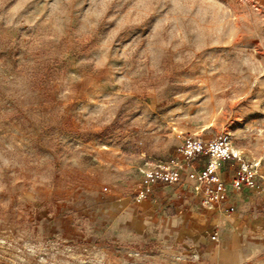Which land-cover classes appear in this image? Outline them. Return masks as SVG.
I'll return each instance as SVG.
<instances>
[{"label":"rangeland","instance_id":"374dc122","mask_svg":"<svg viewBox=\"0 0 264 264\" xmlns=\"http://www.w3.org/2000/svg\"><path fill=\"white\" fill-rule=\"evenodd\" d=\"M223 132L264 186L261 0H0V264L200 260L118 219L146 161Z\"/></svg>","mask_w":264,"mask_h":264},{"label":"crops","instance_id":"0c3cea01","mask_svg":"<svg viewBox=\"0 0 264 264\" xmlns=\"http://www.w3.org/2000/svg\"><path fill=\"white\" fill-rule=\"evenodd\" d=\"M203 162L196 160L194 167ZM228 173L229 170L220 169L221 175L227 177ZM192 183L183 176L179 184H156L147 197L133 204L121 203L119 206L124 204L126 211L118 221L126 222L134 233L152 230L159 221L160 230L173 233V240L184 247L183 251H198L201 255L200 260L192 258L180 264H258L254 236L261 231L264 216L249 207V190L229 192L228 200L233 204L229 211L227 204L201 206ZM213 231L217 232L216 240L210 241Z\"/></svg>","mask_w":264,"mask_h":264},{"label":"built area","instance_id":"2783aa9c","mask_svg":"<svg viewBox=\"0 0 264 264\" xmlns=\"http://www.w3.org/2000/svg\"><path fill=\"white\" fill-rule=\"evenodd\" d=\"M199 159L204 160L202 166L194 167L195 161ZM259 165V159H247L232 146L228 132L208 139L196 134L186 135L174 154L165 159L146 161L143 169L144 183L135 200L147 197L156 184H179L184 176L193 181V192L201 206L227 204L226 209L231 211L233 204L228 200L230 191L264 188L260 182L263 176ZM187 166L191 168L187 169ZM222 167L229 170L227 177L220 174ZM216 236V231L210 234L213 240H216Z\"/></svg>","mask_w":264,"mask_h":264}]
</instances>
